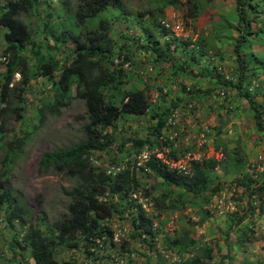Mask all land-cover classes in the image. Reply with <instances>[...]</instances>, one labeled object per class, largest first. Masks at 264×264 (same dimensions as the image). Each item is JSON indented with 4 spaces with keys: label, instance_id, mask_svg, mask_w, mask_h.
Segmentation results:
<instances>
[{
    "label": "trees",
    "instance_id": "16d2710c",
    "mask_svg": "<svg viewBox=\"0 0 264 264\" xmlns=\"http://www.w3.org/2000/svg\"><path fill=\"white\" fill-rule=\"evenodd\" d=\"M201 1L187 0V17L195 19L201 17L203 14ZM38 3L39 0L0 1V39L4 46L3 55L7 60L6 70L0 75V104L7 103L12 92L18 91V88L15 90L10 88L17 74L22 76L23 87H29L33 80L43 77L50 82L54 92L52 102L46 103L43 107L37 106L35 109L36 124L27 107L16 108L17 120L24 126V132L20 135L15 134L9 144H3L7 156L5 170L0 174V213L3 214L0 220L4 223L3 228L12 233V251L15 253V249H19L23 253V261L31 258L35 264H68L57 258L59 250L75 249L82 244L93 245L96 239L102 240L108 234L113 238L110 228L104 227L103 222L114 217L131 224L134 239H141L145 243L155 242L161 230L155 228L151 218L132 199V194L143 188L142 175L145 179L152 178L161 182L159 189L156 188L159 192L152 196L157 211L176 213L189 208L196 209L201 214L198 225H203L210 217V213L204 210L205 205L211 202V196L217 195L223 189L220 182L222 179L217 174L218 169L226 176L234 175L235 179L232 182L237 188L244 189L239 201L247 197V201L239 206L242 215L235 213V219L230 224V232L224 240L225 245L230 241L231 234H235L234 239L243 247L247 242L251 243V237L256 232L253 222L245 223V228L241 225L255 213L264 215V175L255 177V174L246 169L247 158L241 149L231 152L225 150V158L221 161L207 159L194 164L191 175L172 170L156 159L138 166L135 159L134 162H127L126 168L113 177L92 162L91 157L96 153L112 151L117 137L115 134L117 131L114 130L118 129L120 120L129 116L136 118L150 116L156 122V127L145 138L135 135L121 141L119 150L123 157L118 162H123L128 157L138 156L147 145L159 146L158 139L168 118L174 113L173 109L166 108L163 103L151 100L148 94L152 90L150 86L146 89L132 87L127 89L133 78L131 72L115 66V57L120 55L127 57L128 49L125 46L117 47L112 37L114 26L107 14L110 10L116 11L127 21V14L132 13L127 10L124 0H79L67 23L63 22L58 28L52 29L49 28L48 22L45 23L53 46L47 40L37 42L29 26L19 18L22 14L37 11ZM154 3L155 8L146 14L140 12L135 16L136 22L147 16L151 19L149 25L145 24L143 28L144 33L138 47L149 56L150 62L154 65L164 69L166 64H171L172 76L176 78L181 73L179 70L181 63L178 62L177 65L173 55L179 53L181 47L185 49L190 44L185 42L182 46L176 39L167 40L168 32L161 25L158 16L165 15L168 7H176L180 1L155 0ZM235 3L240 19L238 26L235 27L240 32V38L234 47L240 65L239 74L237 76L235 74L236 77L232 75L230 80L224 81L221 75L212 76L206 67L201 68L200 60L194 56L193 63L200 67L194 78L207 81L216 79L226 93L225 101L230 97L228 93L235 90L237 97L244 99L249 105L255 130L260 134L262 141L264 89L251 88V84L246 82L244 71L247 64L241 54L242 44L246 41V31L251 30L252 22L259 21L249 17V9L254 13L258 12L256 15L258 17L263 12L258 10V6L261 5L255 6L254 0H235ZM258 3H262L263 6L264 0H258ZM63 57L71 63L66 65ZM56 75L59 77L56 78ZM158 90L162 91L163 88L159 86ZM183 90L187 91L186 86H183ZM19 93L17 96L22 101L26 90L20 88ZM75 97L84 100L87 108L88 123L84 126L86 140L78 145L45 153L40 165L45 170L53 168L58 173L66 172L78 178L79 183L68 193L71 203L67 208V215L45 228L42 219L37 222V226H32L30 224L32 209L21 192L12 188L9 181L10 173L26 135L30 133V127L32 126L33 130L39 128L45 122L46 110L57 113L68 107ZM162 98L167 103L164 96ZM186 99L188 102L193 101L191 92ZM129 142L132 147L127 146ZM172 157H175L174 152ZM149 196L150 193L147 192L145 197ZM191 231L193 230L184 232L183 236L169 239L166 245V249L175 251L180 256L193 254V257L187 258L182 264L230 263L217 261L214 249L200 247ZM231 251L228 245L226 259H230ZM131 263L130 259L129 264ZM244 264L251 262L245 260Z\"/></svg>",
    "mask_w": 264,
    "mask_h": 264
},
{
    "label": "rangeland",
    "instance_id": "374dc122",
    "mask_svg": "<svg viewBox=\"0 0 264 264\" xmlns=\"http://www.w3.org/2000/svg\"><path fill=\"white\" fill-rule=\"evenodd\" d=\"M78 1L79 0H39L37 11L30 14H22L19 18L29 26L33 38L37 40V42L47 40L51 43V46H53V41L49 34H47L49 29L46 28L45 23L48 22L49 28L51 29L58 28L63 22L67 23L76 10ZM154 1L155 0H124L127 10L132 13V15L127 14V21L116 11L110 10L107 15L114 26L112 37L117 47L125 46L128 49L127 57H125V55H120L124 56L125 61L131 66V70L129 71L133 78L132 82L127 85V89L131 87L133 89L143 88L142 84H147L144 88L146 89L147 86L152 88V90L148 92L151 100L154 99L157 103H163L167 108L169 102L165 103L163 99L161 101V99L159 100V98H156L157 94L161 97V91L158 92L157 86H161L160 81L163 77L160 76L159 79L158 77H154V72L148 74L145 78L141 75V73L146 71L149 67L155 69L156 66L150 62L149 56L140 51L138 47L141 43V36L144 33L143 28L145 24L149 25L151 19L147 16L140 22H136L135 16L140 12L146 14L147 11L155 8L156 4ZM179 1L180 3L177 4L176 7L167 8L169 9L168 15H166V12L165 15L162 16H160L159 13L155 14L159 15L158 18H160L161 21L170 20L176 15L179 21L185 24L186 31L192 32V36L199 34L196 41L190 38V41L184 40L183 42L192 43L190 46L194 44L201 47L205 46L206 54L196 52L195 58L199 61L204 56L205 61L202 63L201 68L206 67L211 73L213 63L212 58L209 56L210 53L211 55L214 53V58H219V56H217L219 55V51L227 52L233 50L238 44L237 40L240 38V32L235 28L240 21L238 12L235 7L224 6L222 7V11H219L218 14L215 11L216 13L214 14L216 16L213 17L215 21L211 20L212 12L210 11L205 13L210 19L209 22H204L205 18L201 20L192 18V20L191 17L186 16L187 0ZM254 3L255 6L261 5L258 6V10L263 13L258 17L256 16L258 12L254 13L253 10L249 9V17L254 20L256 18V21L257 19L259 21L258 23L252 22L253 29L251 28V30L246 31V41L242 44L241 55H243L247 67L259 77V84L262 86L257 89L260 90L261 88L264 89V5L262 6V3H258V0H254ZM211 4H213V2ZM218 15H222L223 19L218 20ZM191 20L195 24L200 20L199 26L197 25L195 27ZM250 32L255 34L251 35ZM156 34L158 35L157 31ZM167 36L170 40L174 39L171 38V35ZM163 41L165 42L166 38ZM3 53L4 46L0 39V75L5 72L7 63ZM29 56L30 55H28V57ZM117 57H115V59ZM173 58L175 61L177 60L174 55ZM235 59L237 60L236 56ZM62 60L65 61L66 65L71 63V61L65 60L64 57ZM122 68L124 69V67ZM163 70H165V68ZM238 74L239 72L236 70V76ZM220 75L223 79V75ZM233 75L235 76L234 73ZM231 76L232 75H230V77ZM58 77L59 75H56V78ZM21 80V75L15 76L10 88H12V90L18 88V91L12 92L11 98L7 103L0 104V174L5 170L4 163L7 156L3 144H9L15 134L20 135L21 132H24V126L17 120L16 108L19 106L27 107L30 110L31 118L34 119L37 106L42 105L43 107L46 103L54 100V92L51 88V84L43 77L33 80L29 87H23ZM194 86L196 90V85ZM20 88L26 90L22 101L17 96L20 94ZM199 91H201V89H199ZM202 92H204V90H202ZM259 100H262V98H259ZM210 101L205 100V102H203L202 100L199 106L192 109V114H190V116L193 117L194 120H192L193 122L189 124L190 126L187 125L186 128L192 129L193 127V130H195V128L198 129V131L195 132L196 136H200L207 132L206 134L211 136L209 138L207 137L208 141L217 138L218 148L215 146V150L223 148L224 151L231 152L241 149L244 151L243 153L247 158L246 169L252 174H255V177L257 175L263 176L264 140H260V134L251 132L253 130L255 131V123L252 118L253 116L249 114V105L245 103V100L241 105L242 114H244L242 121H245L243 119L245 117L246 122L239 124V127L237 124H232V121H236V119H233L234 112L226 103V105L223 104V106H225L222 108H214ZM213 104L217 105L215 102ZM203 110H206L205 115H200V117L197 116V114ZM209 110L211 113L208 112ZM217 111H219L220 114L218 120H215ZM45 115L46 119L42 126L35 130H33L31 126L30 133L27 131L28 134L26 135L23 147L19 151L18 158L16 159L14 168L9 177L12 188L21 192L26 203L32 209L33 214L30 224L32 226H37V222L42 219L44 221L43 228L53 225L54 222L61 220L68 214L67 208L71 203V197L68 193L72 192L77 187L79 180L66 172L58 173L53 168L48 170L43 169L40 165L41 159L45 153L78 145L85 141L86 132L84 126L88 123L85 102L76 97L70 101L68 107L62 108L57 113L46 110ZM34 122L36 124L37 119H34ZM119 122L118 129L114 130V132L117 131L115 133L117 137L112 151L110 153L99 152L91 157L99 162L95 164L92 161L95 166L103 168L107 174L109 168L116 165V163L126 168L127 162H134L136 159V164L138 166L143 165L144 163L138 160L137 156L134 154V156L126 158L123 162H118V160L123 157V154L119 150V145L122 140L132 138L135 135H140L141 138H145L151 133L152 129L156 127V122L153 121L150 116L142 118L129 116ZM229 124L232 125V127L226 128ZM242 124L244 129H241ZM178 127H180L179 124ZM182 127L184 128V124ZM241 130H243L245 137L244 139L242 137L237 139ZM248 130H250V133L247 132V134L246 131ZM252 133L254 134L252 135ZM221 136H224V140L226 139L225 145L222 144ZM191 142H193V140H191ZM228 143H231V146H228ZM127 146L132 147V144L129 142ZM209 146H213L210 141ZM174 153L178 155V152ZM260 156L262 159H260ZM258 166L261 167L259 168ZM217 174H219L222 179L220 182L223 189L217 195L211 196V202L205 205L204 210L210 213V217L203 225H198L201 214H199L196 209L189 208L183 212L177 211L176 213H161L159 210L157 211L152 196L157 195L159 192L158 186L161 182L160 180L152 178L145 179L144 175H142L143 188H141L139 192L132 194V199L136 204L140 205L147 213L148 217L151 218L155 228L161 230L155 242L149 241L145 243L141 239H134L132 237L133 230L131 224L118 219V217H114L103 222L104 227L110 228L113 238L108 234L107 236L105 235L102 240L99 239L100 244L95 242L93 245L82 244L75 249H61L58 252L57 258L60 261H66L68 264H129L130 259L132 260L131 264H182L187 258L193 257V254L183 257L175 251L166 249V245L169 239L175 236H183L184 232L193 230L191 231V235L200 243V247L213 248L216 258L218 259L217 261L219 262L244 264L245 260H249L251 264H264V215L262 214L255 213L245 219V222L241 225L242 228H245V223L253 222L256 232L255 235L251 237V243L247 242L243 247V245H240L239 242L237 243V240L234 239L235 234H231L230 241L225 245L224 240L227 233L230 232V224L233 223L232 220L235 219V213L238 212L239 215H242L243 212L239 206L243 205L244 201H247V197L245 196L242 201H239L244 194V189L237 188L232 182L235 176L230 179L226 174L222 173L220 169L217 170ZM147 192L150 193L149 197H145ZM145 199L148 201L147 210L143 208ZM2 215L3 214L0 213V216ZM3 226L4 223L0 220V264H35L31 258H26L25 261H23V253L19 251V249H15V253L14 250L12 251V233L10 234V231L3 228ZM228 245H230L232 249L230 252V259L225 258ZM14 256L15 259H13Z\"/></svg>",
    "mask_w": 264,
    "mask_h": 264
},
{
    "label": "crops",
    "instance_id": "0c3cea01",
    "mask_svg": "<svg viewBox=\"0 0 264 264\" xmlns=\"http://www.w3.org/2000/svg\"><path fill=\"white\" fill-rule=\"evenodd\" d=\"M212 2H213V4H211ZM201 4L203 7V14L201 15V17L199 19L201 20L202 18H205L204 22L210 21L209 17L205 14L207 11L212 12L211 20L215 21V18H213V17L216 15L214 13L217 12V14H218L219 11H222V7L231 6V7H235V9L237 10V6H236V3L234 0H202ZM168 11H169V9H167L166 15H168ZM218 17H219L218 20L223 19L222 15H218ZM192 20H191V22H193ZM200 20H198L196 22V24L194 22L192 24L195 27L197 25L199 26ZM187 32L188 33H187L186 37L179 38V40H178L179 45L183 46V44H185L183 41L184 40L190 41L189 40L190 38H193V41H196L197 37L199 36V34L192 36L191 31H187ZM167 40H168V37H167ZM180 50L181 51L179 53L173 52L175 58L177 59L176 64L179 65L178 62L181 63L180 67H179V70H181V73L176 78H174L172 76L173 69L171 67V64H169V63L164 66L165 70H163V68H160L156 65H155L156 67L154 69V75H155L154 77H158V79L160 76L163 77V78H161L162 80L160 81V85L163 88V90L161 91V97L159 96V94H157L156 98H159V100L161 99V101H162V99H163L162 96H164L166 102L167 103L169 102L168 107L173 109L174 113L178 114L179 126H180L179 129L181 130V137H180L181 143H180V145L186 147V145H187L186 140L187 139L192 140V138H194L196 136L195 132L198 131V129L195 128V130H193V127H192V129L186 128V126L191 124L193 122L192 120H194L193 117L190 116V114H192L191 113L192 109H189V105L192 104L193 107L199 106V104L202 100H203V102H205V100H209V101L211 100L210 101V102H212L211 105H213L214 108H222L227 104L228 107L231 108L234 112L233 119H236V121H232V124L233 125L237 124V126H238L241 123H245L246 122L245 117L243 118L245 121H242V117L244 114H242V110H241V107H242L241 105L244 103V100L237 97L235 90L232 91L231 93L230 92L228 93V95L230 96L228 98V100L225 101L221 97V99L223 100L222 101L218 97V94L224 92V90H223L222 85L220 86L217 83L216 79H208V81H207V80L194 78V75L199 72L198 70H200V67L197 64L193 63L192 57H194L196 55V52L206 54L205 46L201 47L199 45L194 44L193 46L186 47L185 49H184V47H181ZM218 53H219V55H217V56H219V58H217V57L214 58L213 57L214 53H212V55L210 53V55H209L212 58V63H213V65L211 67L212 68L211 69L212 70L211 75L212 76H218V75L222 74L223 79H225L224 81L230 80L232 77V76L230 77V75H233V73L236 74V70H238V68L240 67L239 62L235 59L236 54L234 52V49L229 50L227 52L226 51L225 52L219 51ZM204 61H205V59L203 56V58L200 59V63H201L200 66L202 65V63ZM244 72H245L244 74L246 76V82L251 84L250 85L251 88L257 89V88L261 87V85L259 84V77H257L255 75V72H252V70L249 69L248 67L246 68V71H244ZM156 81H158V80H156ZM193 84L196 85V90H198V91L195 90V86ZM146 85L147 84H145V85L142 84L143 89H144V87H146ZM183 86H186V88H187L186 92H184ZM157 87H159V85ZM199 89H201V91H199ZM202 90H204V92H202ZM221 90H222V92H221ZM158 92H160V91H158ZM190 92L192 93V96L194 97V99H193V101L188 102L186 98L189 97ZM165 94H167V96ZM214 102L217 105H214L213 104ZM196 104H198V105H196ZM223 104H225V105L223 106ZM205 112H206V110H203L202 112L197 114V116L200 117V115H205ZM208 112L211 113L210 110ZM219 114H220V112L217 111V115H215L216 116L215 120H218ZM249 114H251V112ZM251 116H252V114H251ZM215 123H216V121H215ZM183 124H184V128L182 127ZM231 127H232V125L229 124L226 128H231ZM239 127H240V125H239ZM241 129H244L243 124L241 126ZM185 132H186V134H185ZM247 132L250 133V130L246 131V133ZM251 132H256V130L255 131L253 130ZM193 133H194V135H193ZM206 133H204V135L206 137H208V138L211 137L209 134L207 135ZM253 134L254 133H252V135ZM183 135H185V136H183ZM238 135L239 136L237 137V139H239V137H242L244 139V137H245L243 130H241L240 134H238ZM223 137L221 136L220 138H221L222 144L225 145L226 139L224 140ZM214 140L213 139L209 140L213 144L212 147L209 146V151L211 154H212V151H214V149L216 147L218 148L217 138ZM228 144H229L228 146H231V143H228ZM173 151L178 152V150H173ZM221 172L223 173V171H221ZM233 176L234 175H229L227 177L231 179V177H233Z\"/></svg>",
    "mask_w": 264,
    "mask_h": 264
},
{
    "label": "built area",
    "instance_id": "2783aa9c",
    "mask_svg": "<svg viewBox=\"0 0 264 264\" xmlns=\"http://www.w3.org/2000/svg\"><path fill=\"white\" fill-rule=\"evenodd\" d=\"M161 25L167 30L168 35H171V38H182L187 36V31L185 24L177 18L176 15L170 20L161 21ZM125 61L124 56H118L115 59V66L117 68H122L126 70H131L129 63ZM125 64V66H124ZM130 68V69H129ZM154 72L153 67H149L146 71L141 73L142 77H147L148 74ZM218 97L220 100L225 99L226 93H219ZM222 97V99H221ZM193 105H189V109H193ZM178 114L173 113L166 122L164 130L162 131L161 136L158 139L159 146L151 147L147 145L141 153L137 156V159L142 163L148 162L151 159H156L168 168L175 170L184 175L192 174V167L196 163H201L207 159H216L221 161L225 158V151L223 148L212 151V154L209 151V141L204 134L200 136H195L191 139L186 140V147L181 146V130L178 127ZM174 147V148H173ZM173 150H178V155L175 154V157H172ZM260 159L262 157L260 156ZM91 160L98 164L99 162L93 158ZM259 167V166H258ZM261 167V166H260ZM259 167V168H260ZM125 169V166L114 165L111 166L108 170V174L115 177ZM147 200L143 203V208L147 210ZM100 244V240H95Z\"/></svg>",
    "mask_w": 264,
    "mask_h": 264
},
{
    "label": "clouds",
    "instance_id": "9594fccd",
    "mask_svg": "<svg viewBox=\"0 0 264 264\" xmlns=\"http://www.w3.org/2000/svg\"><path fill=\"white\" fill-rule=\"evenodd\" d=\"M167 37H168V36H167ZM168 39H170V38L168 37ZM174 39H175V38H174ZM176 39H177V38H176ZM17 75H20V74H17ZM144 148H145V147H144ZM144 148H143V149H144Z\"/></svg>",
    "mask_w": 264,
    "mask_h": 264
}]
</instances>
